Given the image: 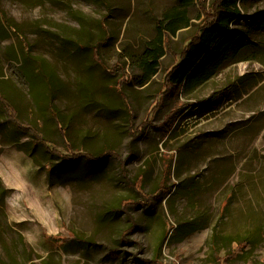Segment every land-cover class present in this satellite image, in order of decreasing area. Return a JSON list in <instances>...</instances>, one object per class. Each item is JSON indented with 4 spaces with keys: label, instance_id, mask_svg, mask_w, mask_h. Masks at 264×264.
<instances>
[{
    "label": "rangeland",
    "instance_id": "1",
    "mask_svg": "<svg viewBox=\"0 0 264 264\" xmlns=\"http://www.w3.org/2000/svg\"><path fill=\"white\" fill-rule=\"evenodd\" d=\"M214 1L0 0V93L30 128L0 103L2 264H264V27L250 18L264 0L241 4L245 38L214 51L199 84L166 93ZM175 8L189 26L164 33L142 84ZM15 33L50 86L26 78ZM72 149L111 153L69 162Z\"/></svg>",
    "mask_w": 264,
    "mask_h": 264
},
{
    "label": "trees",
    "instance_id": "2",
    "mask_svg": "<svg viewBox=\"0 0 264 264\" xmlns=\"http://www.w3.org/2000/svg\"><path fill=\"white\" fill-rule=\"evenodd\" d=\"M193 1L194 0H181V5L186 7V5L193 3ZM244 1L245 0H215L213 2L211 8L212 13L208 14L206 20L199 27L197 35L188 42L186 47H184L179 56V62L166 72V93L169 92V90H173L178 94L180 91L186 90L192 85L199 84L201 82L200 75L203 72L202 65L208 60L209 56L214 51L226 47H232L239 40L245 38V34L234 27L239 20L245 17L241 7V4ZM250 18L254 22L260 21L264 27V10L256 12ZM0 22L2 27L8 30V26L5 27L2 20ZM188 26L189 20L186 17V11L176 8L167 12L164 15L163 20L158 22V36L155 39V43H151V48L147 49L149 55L148 58L143 59L141 63L145 73V80L142 84L147 82L157 73L160 66L159 61L165 54L163 48L164 33L175 36L180 29ZM16 35L21 44L20 48L26 64L30 65L28 69H26V66L24 68L26 78L31 85H33L39 77L43 81H46V84L50 86L48 77H51V75L45 61L32 56L28 44L25 41H22L18 34ZM50 99L51 98L47 99L48 103ZM0 103L4 106L6 114H8V119L16 120V128L19 131L26 133L25 131L30 128L18 124L17 119L14 116L16 114L15 107L2 93H0ZM176 111L177 110H173L169 117L173 116ZM150 116L151 112L148 115L146 122L142 123L140 126L145 127L148 125ZM33 136L37 138L39 143L42 144L45 150L47 149L48 151H46L51 155L60 156L59 152L53 149L38 133ZM106 152L93 156L82 150L73 151L72 149L71 156L64 157V159H67L69 162H75L77 159L83 157L92 162H101L103 158L108 157L111 153L109 151ZM130 228L133 229V226ZM225 240L229 241L228 238H225ZM143 263L154 264L155 261H143ZM0 264L2 263L0 262Z\"/></svg>",
    "mask_w": 264,
    "mask_h": 264
},
{
    "label": "bare ground",
    "instance_id": "3",
    "mask_svg": "<svg viewBox=\"0 0 264 264\" xmlns=\"http://www.w3.org/2000/svg\"><path fill=\"white\" fill-rule=\"evenodd\" d=\"M258 143H259V142H258ZM259 145H260V144H259ZM259 145H258V146H259Z\"/></svg>",
    "mask_w": 264,
    "mask_h": 264
}]
</instances>
